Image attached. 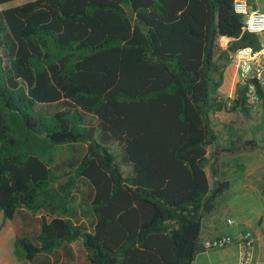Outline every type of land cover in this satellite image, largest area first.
I'll list each match as a JSON object with an SVG mask.
<instances>
[{
  "label": "trees",
  "instance_id": "16d2710c",
  "mask_svg": "<svg viewBox=\"0 0 264 264\" xmlns=\"http://www.w3.org/2000/svg\"><path fill=\"white\" fill-rule=\"evenodd\" d=\"M232 2L0 8V212L23 225L18 262L75 264L74 242L84 264H192L203 252L202 221L229 188L220 156L258 148L219 145L211 119L254 112L246 85L218 92L231 55L259 47Z\"/></svg>",
  "mask_w": 264,
  "mask_h": 264
},
{
  "label": "rangeland",
  "instance_id": "374dc122",
  "mask_svg": "<svg viewBox=\"0 0 264 264\" xmlns=\"http://www.w3.org/2000/svg\"><path fill=\"white\" fill-rule=\"evenodd\" d=\"M27 1L31 0L9 2L2 5L0 8L16 6ZM222 43L223 42L220 40V44ZM211 119L215 131L219 134V144H224L227 138L239 137L242 139L254 140L258 145V148L253 152H241L234 156H223L220 162L221 166L218 168V178L220 180H227L229 182V188L218 199V208L213 213V217L218 219L219 222H223L226 216H230L233 221L231 228L238 230L242 228L239 223L244 215L250 219L264 218V111L259 108L252 112L248 119L237 112L229 114L220 112L211 115ZM223 121H229V123H234V125L231 126L229 131L223 130L220 126V123ZM211 151L212 149H209V152ZM238 171H246L247 174H243L242 176V174L237 173ZM206 173L211 186L214 178L210 175L208 168H206ZM240 180L246 181L251 186L250 190L246 191L244 194L238 191ZM226 207H233L234 209L230 210V213H226ZM206 222V220L202 222V234L204 233L203 227L207 224ZM22 226L21 221L4 220L0 212V264H29L28 262H18L12 253L13 242L15 236L18 234L16 233V228ZM71 247L74 250L76 259L75 264H84L82 256L78 252V243H71ZM235 247L236 246H232V251L228 254L226 252L223 254L224 251L210 252L199 259H195V261L193 260L194 262H192V264H197L198 260H206L213 264H219L224 256H227L228 264H234L233 250L235 254L237 253V247Z\"/></svg>",
  "mask_w": 264,
  "mask_h": 264
},
{
  "label": "built area",
  "instance_id": "2783aa9c",
  "mask_svg": "<svg viewBox=\"0 0 264 264\" xmlns=\"http://www.w3.org/2000/svg\"><path fill=\"white\" fill-rule=\"evenodd\" d=\"M234 13L243 18V32L259 37V47L250 46L237 49L231 55V65L235 69L236 82L247 87L248 103L254 111L258 107L255 82L264 85V11L252 9L245 0H233ZM227 225L232 221L227 220ZM203 251L220 250L234 245L237 247V264H251L253 258L254 235L251 230L243 229L233 234H225L199 242Z\"/></svg>",
  "mask_w": 264,
  "mask_h": 264
},
{
  "label": "crops",
  "instance_id": "0c3cea01",
  "mask_svg": "<svg viewBox=\"0 0 264 264\" xmlns=\"http://www.w3.org/2000/svg\"><path fill=\"white\" fill-rule=\"evenodd\" d=\"M248 5L257 11H264V0H245ZM222 46H225V39H221ZM236 83V76H235V69L234 67L231 65V63H229L223 70V79H222V85L219 89V95L222 96L225 99H229L232 98L233 96V90H234V86ZM229 114V113H226ZM234 125V123H229V121H223L222 123H220V126L222 127L223 130H227L229 131L231 126ZM226 131V132H227ZM229 134V133H228ZM228 138L227 141L228 142ZM225 142V141H223ZM226 142L224 144H219V145H226ZM253 152V151H252ZM240 154V153H239ZM228 156L229 154L227 153H223L220 156V162L221 159L223 158V156ZM229 156H234V155H229ZM221 166V163H220ZM237 173L242 174H247L246 171H238ZM207 174V173H206ZM245 176V175H244ZM251 186L249 183H247L246 181L240 180L239 185H238V191L242 194H244L246 191L250 190ZM241 197V196H240ZM217 208H218V204H217ZM216 208V210H217ZM233 207H226L225 208V212L226 213H230V210H233ZM215 210V211H216ZM214 211V212H215ZM213 212V213H214ZM213 213L209 214L208 216H206L202 222H204L205 220L207 221L205 224V227H203V231L204 233L202 234V228H201V235L199 238V242L201 239H209L212 237H216V236H220V235H225V234H233L236 231L239 230H243V229H249L252 231L253 235H254V244H253V258H252V262L251 264H264V218H247L246 215H244V217H242L241 221H240V226L242 228L240 229H234L231 228V226L233 225V221L232 218H230V216H226L225 221L223 220V222H219L218 219L214 218ZM225 215V214H224ZM224 219V218H222ZM230 220L232 221V225H227L226 221ZM202 226V224H201ZM231 246L225 247L223 249L220 250H214V251H203L198 253L195 259H199L200 257H202L203 255H206L210 252H223V254L226 252L227 254L229 252L232 251ZM236 248V247H235ZM226 250V251H225ZM237 250V248H236ZM233 258H234V264H237V253L235 254V251L233 250ZM193 261V262H194ZM228 264L229 262H227V256H224L223 260L219 263V264ZM197 264H213L212 262L206 261V260H198Z\"/></svg>",
  "mask_w": 264,
  "mask_h": 264
}]
</instances>
